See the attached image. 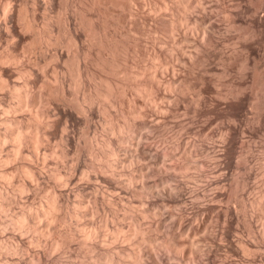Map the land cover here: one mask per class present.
<instances>
[{
	"label": "clouds",
	"instance_id": "obj_1",
	"mask_svg": "<svg viewBox=\"0 0 264 264\" xmlns=\"http://www.w3.org/2000/svg\"><path fill=\"white\" fill-rule=\"evenodd\" d=\"M0 264H264V0H0Z\"/></svg>",
	"mask_w": 264,
	"mask_h": 264
}]
</instances>
